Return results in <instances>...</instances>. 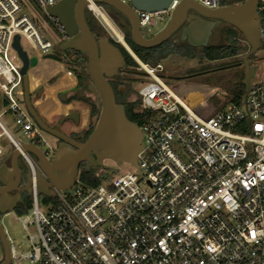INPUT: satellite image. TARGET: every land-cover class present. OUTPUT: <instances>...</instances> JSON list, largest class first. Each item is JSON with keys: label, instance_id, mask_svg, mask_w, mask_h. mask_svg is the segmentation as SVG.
<instances>
[{"label": "built area", "instance_id": "1", "mask_svg": "<svg viewBox=\"0 0 264 264\" xmlns=\"http://www.w3.org/2000/svg\"><path fill=\"white\" fill-rule=\"evenodd\" d=\"M34 1L46 9L59 0ZM180 1L171 0L165 10L138 11L141 27L155 24L156 16L164 18ZM197 1L209 8L223 4ZM87 7L137 60L134 73L147 78L137 108L147 113L140 125L144 147L133 170L99 185L78 176L69 189L54 191L56 202L41 208L37 163L23 143L48 155L55 147L25 105L15 35L31 42L29 55L36 58L26 72L31 99L40 91L33 103L73 89L79 80L63 58L52 55L56 44L22 11L20 0H0V161L18 149L31 168L33 206L19 220L35 229L25 251L6 233L9 264H264V78L252 80L246 102L218 103L214 97L216 106L206 112L200 95L192 99L187 90L182 97L185 86L166 82L161 62L150 65L131 50L101 5L88 0ZM258 11L264 44V0H258ZM52 20L65 33L58 18ZM10 112L25 139L1 120Z\"/></svg>", "mask_w": 264, "mask_h": 264}, {"label": "water", "instance_id": "2", "mask_svg": "<svg viewBox=\"0 0 264 264\" xmlns=\"http://www.w3.org/2000/svg\"><path fill=\"white\" fill-rule=\"evenodd\" d=\"M106 3L122 13L130 25L132 40L142 47L157 46L174 33L181 30L180 39L187 40L193 46L208 45L212 29L222 21L237 28L249 45L243 54L246 102L252 85L255 70L251 65V55L264 44L261 40V17L258 11V0H243L234 4H223L217 8L204 6L197 0H181L171 11L169 18L159 31L146 36L140 24L138 11L155 12L165 10L171 0H94ZM88 0H59L46 7L51 17H57L63 26L67 38L60 48L74 49L87 56L83 63L90 78L88 89L93 92L98 103V119L91 133L84 140H79L64 131L51 126L34 105L28 88L27 69L36 62L20 42L16 34L13 46L20 55L23 66L24 101L36 124L44 131L55 136L59 143L52 156L33 143H23V148L30 151L37 163V192L52 196L55 190H66L73 186L79 176L80 165L84 169L102 165L104 159H113L116 163L130 162L137 165L138 154L143 149V132L140 125L128 118L124 103L118 102L110 79L126 66L125 57L118 46L109 37H96L85 16L84 9ZM58 59L63 57L52 54ZM72 119L80 121V112L71 110L61 122ZM5 158L10 164L0 161V213H7L15 208L20 199L18 191L27 190L33 194L31 172L27 174V183L22 182L20 169V151H9ZM140 171V168H138ZM12 191H17L12 194ZM8 237L0 220V256L3 248L8 249ZM10 251L0 264H9Z\"/></svg>", "mask_w": 264, "mask_h": 264}, {"label": "rangeland", "instance_id": "3", "mask_svg": "<svg viewBox=\"0 0 264 264\" xmlns=\"http://www.w3.org/2000/svg\"><path fill=\"white\" fill-rule=\"evenodd\" d=\"M22 4V11L26 12L29 16H31L36 23L38 24L41 32L45 35L46 38L50 39L55 46V52L56 54L63 57V60L65 61L66 65L68 64L77 74L78 80L79 76L78 73H83L86 70V67L83 65L84 62L87 61V58L82 57L79 62H74L76 59L73 56V52L68 51H61L60 44L64 41V37L62 35V32L59 28V26L52 20V17L46 12V9L40 8L34 0H20ZM90 15L93 16L96 20L94 13L89 10ZM108 14L111 16V18L116 22L114 24L116 30L121 34L124 35L127 30L130 29V26L126 25L125 28L120 27L117 20L114 18V16L108 11ZM169 13L164 15V18L155 17L156 23L155 24H149L142 26V31L146 36H150L153 33L159 31L161 28L164 27L166 24ZM98 21V20H97ZM99 22V21H98ZM100 23V22H99ZM101 27L103 28L105 37L113 38L114 40L116 35L111 34L108 32V30L100 23ZM231 25L222 24L219 26H216L213 29L212 34L210 35L208 44H225L229 41L227 38L228 31L231 30ZM177 35L180 38L181 33L178 31ZM239 35V34H238ZM117 38V37H116ZM181 40V39H180ZM117 41V40H116ZM184 42H188L187 40H182ZM242 43H245V41L242 40ZM247 43V42H246ZM21 45L23 48L28 52V54L32 55V45L31 42L26 39L24 36L21 38ZM248 45V44H247ZM201 47V46H197ZM249 48V45H248ZM245 53V52H244ZM236 57H230L226 59H220V60H207L204 59L200 61L198 58H187L183 57L181 55L172 54L168 58L161 61L163 64L164 70L163 74L165 75L164 79L168 83H173V85H178L179 88L183 87V90L181 91L182 97L187 94V90H191L190 97L192 99H195L197 96L200 95L202 101L209 107V110L206 112H209L211 109H213L216 106L215 99L212 97H215L218 95L219 97L226 98L228 101L229 95L227 92L223 91L220 88L213 87L208 84H197L199 82H212L215 84H219L218 79L220 76V72L222 70H218L221 67H224L225 65H230L233 69H235L237 66L243 65V54ZM252 62L251 65L255 70V74L252 77V80H258L264 78V45L260 47L255 53L251 55ZM237 63V64H236ZM236 64V65H235ZM67 65V66H68ZM205 71V72H203ZM87 72V71H86ZM203 72V73H202ZM119 76L122 79L127 80V82H130L132 87L134 89H139L142 82L146 81L145 75H138L132 71L129 70H123L120 71ZM202 78H200V77ZM133 78H139L138 82L136 80L129 81ZM199 77V78H198ZM199 79V80H198ZM181 80V81H180ZM90 83V78L88 77L86 79V88H78V85L75 86L73 89L64 90L57 94L59 97L60 95H64L66 97L70 95H76L78 98L73 100L70 108L72 110H78L80 112V121L77 124L73 120L67 119L68 122L65 123V125L61 128L62 131L65 133H80V131L84 128L86 129L89 126V117L88 114L91 110L92 103L97 102V98L93 92H91L88 89V84ZM181 83V84H180ZM187 87V88H186ZM20 89V88H19ZM215 91V92H214ZM39 92H34L32 94V99L35 97H39ZM136 94L133 93L131 95V98H135ZM221 103V102H220ZM98 104V103H97ZM44 105L42 109H44V112L49 115V117L52 119V126H59L58 119L63 115L59 113L55 107L57 105L56 101H48ZM1 111V110H0ZM63 117V116H62ZM88 118V119H87ZM98 117L91 118V120H95V124L97 122ZM1 120L9 130L11 134H13L16 138L25 139V136L17 130L16 120L13 113H3L1 114ZM61 121V120H60ZM50 122V121H49ZM59 128V127H58ZM42 133L47 138V140L50 142L51 145L57 147L59 140L51 135L50 133L42 130ZM1 143L5 145L6 149H10L11 145L9 144V139L3 137L1 139ZM52 155V154H51ZM93 169L95 172H103L105 175L113 176L117 174H121L126 172L127 170H133L134 165L130 162H122L120 164L116 163L113 159L106 158L103 161L102 165L94 166ZM82 168L79 171V175L81 174ZM44 194H39V201L41 208L45 210L46 203L44 202ZM32 198V196H30ZM20 214L17 212V210L14 208L11 211L7 213H1V222L4 226V229L8 235L11 236V238L14 240L15 244L17 245L19 250L25 251L29 248V235L33 234L35 232L34 227L30 226L29 229H25L22 222L19 220Z\"/></svg>", "mask_w": 264, "mask_h": 264}, {"label": "trees", "instance_id": "4", "mask_svg": "<svg viewBox=\"0 0 264 264\" xmlns=\"http://www.w3.org/2000/svg\"><path fill=\"white\" fill-rule=\"evenodd\" d=\"M242 1L243 0H223L222 2L224 4H234V3H239ZM101 4L105 5L111 10L116 11L114 8H112L110 5L106 3L101 2ZM88 24L96 37L99 38V37L105 36L103 28L101 27L100 23L91 15H90ZM128 26H130L129 22H128ZM231 27H232L231 30L228 31L227 33V38L229 39L227 43L214 44V45L208 44V45L201 46V47L193 46L188 42H184L180 40L179 36L177 35V32L174 33L171 37H169L163 43L157 46H153V47H142L136 44L131 38L130 29L125 32L124 39L126 43L128 44V46L131 48V50L142 61L150 65H156L160 63L161 61H163L164 59L168 58L172 54L181 55L187 58H198L200 61L204 59L215 61V60L239 56L249 49L242 33L234 26L231 25ZM110 40L112 43H114L116 46L120 48L126 60V66L120 69L119 72L125 69L134 72L133 68L136 65H138L137 60L134 58V56L130 53V51L127 49V47L122 42L116 41L113 38H110ZM242 40L245 41V43H242ZM78 53L82 54L81 52H78ZM218 70H222L220 72L221 74L218 79L219 84H215L212 82H199L197 84L204 83V84H208L213 87H216V88H220L223 91L228 93L229 103L241 104L243 101V97L245 95V84L243 82L244 67L237 66L235 69H233L230 65H225L224 67H221ZM78 76H79L78 88L80 89L86 88L87 87L86 79L88 78V74L85 72L83 73L79 72ZM130 80L131 81L136 80L138 82L141 79L139 78L135 79L133 77L130 79L129 77V81ZM110 83L112 84V87L114 89L116 100L118 102L124 103L125 111H126L128 118L131 119L132 121L137 122L139 125H141L147 113L137 109L140 104L138 90L134 89L132 85L130 84V82H127V80L125 81V79H122L119 76V74H116L113 78H111ZM133 93L136 94L135 98H131V95ZM77 98L78 97L76 95H70L68 97L64 95L59 96V99L64 103H70ZM216 99L218 103L224 100V98L219 97L218 95L216 96ZM1 104L2 103L0 101V108H1ZM94 117L96 118L98 117L97 102L92 103V107L89 112V120H88L89 126L82 132L75 133V134H84V136L87 137L95 126V120L93 121L91 120V118H94ZM93 167L89 169H84L82 166L81 167L82 171H81V174L79 175V178L86 183H89L92 185H99L105 179L110 177L108 175H105L103 172H95ZM56 200L57 198L55 196H44L45 203H49L51 201L56 202ZM32 206H33V198L28 197L27 199H25L22 205L15 207V209L20 215H22V214L28 213L31 210Z\"/></svg>", "mask_w": 264, "mask_h": 264}, {"label": "flooded vegetation", "instance_id": "5", "mask_svg": "<svg viewBox=\"0 0 264 264\" xmlns=\"http://www.w3.org/2000/svg\"><path fill=\"white\" fill-rule=\"evenodd\" d=\"M97 2V4H99V5H101L103 8H104V10L108 13V11L114 16V18L117 20V22L119 23V25H120V27H122V28H125V26L126 25H128V20H127V18L122 14V13H120V12H118L117 10L116 11H114V10H111V9H109L108 7H106L105 5H103V4H101V2H99V1H96ZM224 4V3H223ZM222 4V5H223ZM84 16H85V18H86V20H87V22L89 21V19H90V12H89V8L86 6L85 7V9H84ZM116 23V22H115ZM222 24H229V23H227V22H224V21H222L220 24H217V25H215L214 27H213V29L216 27V26H219V25H222ZM229 25H231V24H229ZM213 29H212V32H213ZM179 32L181 33V30H179ZM212 34V33H211ZM62 35H63V37H64V40L67 38V34H66V32L65 33H62ZM61 51H68L69 53L70 52H73L74 54H73V56L75 57V61L74 62H79L80 61V59L82 58V57H85V58H87V56L86 55H84V54H79L78 52L79 51H76V50H74V49H65V50H63V49H60ZM85 73H87L86 72V70L84 71ZM119 73V72H118ZM88 74V73H87ZM88 77H89V75H88ZM62 116H64V115H62ZM62 116L58 119V123L60 124L59 126H53V127H55V128H58V129H60L61 130V128L65 125V123L66 122H68V120H65V121H63V122H61L60 120L62 119ZM70 120H72V119H70ZM47 121V120H46ZM51 126H52V122H49V121H47ZM73 122H74V120H73ZM74 124H77V123H74ZM83 130H85L84 128L80 131V132H82ZM69 135H71V136H73V137H75V138H77V139H79V140H84V139H86L87 137H85L84 136V134H75V133H69ZM55 147V146H54ZM50 156H52L51 154H50ZM4 161V163H6L7 165H9L10 164V158H5V160H3ZM19 165H20V169H21V172H22V182H21V184H19V186H24V185H26V183H27V174L29 173V172H31V168L28 166V164L23 160V159H21L20 158V161H19ZM83 165L81 164L80 165V168L82 167ZM93 166H90V168H92ZM2 182L0 181V187H2ZM12 194H16L17 193V191H12L11 192ZM18 194H19V196H20V199L17 201V205L15 206V207H17V206H20V205H22L23 203H24V201H25V199H27L28 197H30V196H32V195H30L29 194V192L27 191V190H20V191H18ZM40 194V193H39ZM38 194V195H39ZM0 220H1V213H0ZM9 241V240H8ZM10 251V257H11V247H10V243H8V249L6 250L5 248H3V250H2V253H1V256H0V262H2V260L5 258V255H6V252L7 251Z\"/></svg>", "mask_w": 264, "mask_h": 264}, {"label": "crops", "instance_id": "6", "mask_svg": "<svg viewBox=\"0 0 264 264\" xmlns=\"http://www.w3.org/2000/svg\"><path fill=\"white\" fill-rule=\"evenodd\" d=\"M56 101L57 102V105H55L56 109L59 110L58 112L65 115L66 113H68L69 111H71L72 109L70 108V105L72 102L70 103H64L62 102L59 97L57 95H50L46 98H43V99H39L37 100L36 102H34V105L36 106L37 110L41 113L42 117L47 120V121H52V119L49 117V115H47L45 112H44V109L43 106L44 105H41V104H46L48 103V101ZM88 117H89V114H88ZM88 119V118H87Z\"/></svg>", "mask_w": 264, "mask_h": 264}]
</instances>
